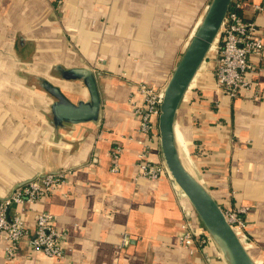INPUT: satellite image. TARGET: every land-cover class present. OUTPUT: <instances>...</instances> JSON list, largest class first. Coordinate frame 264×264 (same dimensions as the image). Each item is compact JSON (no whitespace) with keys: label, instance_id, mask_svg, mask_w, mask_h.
<instances>
[{"label":"crops","instance_id":"1","mask_svg":"<svg viewBox=\"0 0 264 264\" xmlns=\"http://www.w3.org/2000/svg\"><path fill=\"white\" fill-rule=\"evenodd\" d=\"M210 2L0 0V197L40 172L72 168L41 201L12 209L31 232L38 211L54 214L66 233L65 257L32 252L26 237L12 260L0 242V264H225L214 245L181 244L192 206L170 174L139 176L143 146L133 107L144 100L138 84L165 88ZM258 4L264 0H243L242 14L264 34ZM214 63H203L179 106V148L224 209L248 207L246 248L264 264V70L259 100L251 93L232 99L217 88ZM58 64L101 72L99 121L50 126L49 100L32 89L37 76L74 102L88 96L82 82L52 76ZM160 155L155 139L150 157Z\"/></svg>","mask_w":264,"mask_h":264},{"label":"built area","instance_id":"2","mask_svg":"<svg viewBox=\"0 0 264 264\" xmlns=\"http://www.w3.org/2000/svg\"><path fill=\"white\" fill-rule=\"evenodd\" d=\"M233 3L235 6L230 8L215 43V82L217 88L232 99L248 97L251 93L249 98L257 101L261 98L259 75L264 70V34L259 31L254 18L245 17L240 12L243 0H234ZM256 8L264 10V6L260 4ZM253 56L258 57L257 62L252 59ZM137 90L144 98L142 105L133 102L134 113L139 117L138 132L142 135L139 143L143 146L138 154L139 176L156 179L165 172L169 173L165 163L154 161L150 157L152 142L160 140L158 119L164 88L140 83ZM121 152V145L113 150V171L118 169ZM68 172L70 171L39 176L0 200V242L6 245L9 260L16 258L17 248L26 237L29 238L32 252L42 253L51 259L65 257L66 233L56 227L54 214L38 211L35 229L31 232L23 213L12 209L41 201L66 181ZM181 193L186 198L182 191ZM247 211L246 206L225 209L227 220L244 244L249 240L245 230ZM187 214L188 218L182 225L181 244L189 249L211 244V238L193 207Z\"/></svg>","mask_w":264,"mask_h":264},{"label":"water","instance_id":"3","mask_svg":"<svg viewBox=\"0 0 264 264\" xmlns=\"http://www.w3.org/2000/svg\"><path fill=\"white\" fill-rule=\"evenodd\" d=\"M233 1L211 0L207 6L205 14L198 23L164 88L161 113L158 119V132L162 157L170 176L180 186V190L199 216L225 264H257L227 220L225 209L188 167L180 151L176 133L179 106L218 38ZM54 73L52 76L64 81L82 82L87 89L88 96L86 99L74 102L60 86L48 78L37 76L35 83L32 84V89L46 95L49 100L47 107L50 126L53 129H59L67 124L99 121L102 96L98 78L101 76V72H95L87 66L66 68L58 64L54 67ZM93 161L97 162L98 160L93 157ZM68 170H72V168L40 172L33 178L17 184L11 193L17 187L39 176ZM2 199L4 197H0V200Z\"/></svg>","mask_w":264,"mask_h":264},{"label":"rangeland","instance_id":"4","mask_svg":"<svg viewBox=\"0 0 264 264\" xmlns=\"http://www.w3.org/2000/svg\"><path fill=\"white\" fill-rule=\"evenodd\" d=\"M201 20V19H200ZM200 20H199V22H200ZM198 22V23H199ZM190 41V40H189ZM185 50V48L183 49V51ZM183 51H182V53L180 54V56H179V59H180V57L182 56V54H183ZM215 60H216V58H215V53H211V54H209V56L207 57V59H206V61H208V63H210V61H211V63H214L215 62ZM179 61V60H178ZM177 61V62H178ZM177 62H176V64H177ZM176 64H175V66H176ZM215 64V63H214ZM174 70V69H173ZM173 72V71H172ZM172 74V73H171ZM171 76V75H170ZM170 78V77H169ZM169 78H168V80H169ZM168 80H167V82H168ZM167 82H166V84H167ZM166 86V85H165ZM160 161H157V162H162V163H165L164 162V159H163V157H162V152H161V148H160ZM184 156V160H185V162L187 163V165H188V167L191 169V166H192V163L191 162H189V157H187L185 154L183 155ZM191 163V164H190ZM166 165V164H165ZM167 174H169L168 172H166ZM174 183H175V181H174ZM176 184V183H175ZM247 242H250V239L247 241ZM209 245V244H208ZM211 245H214V243H213V241L211 240ZM246 245H249V243H246L245 244V246ZM215 246V245H214ZM220 258H221V256H220ZM223 260V259H222Z\"/></svg>","mask_w":264,"mask_h":264},{"label":"bare ground","instance_id":"5","mask_svg":"<svg viewBox=\"0 0 264 264\" xmlns=\"http://www.w3.org/2000/svg\"><path fill=\"white\" fill-rule=\"evenodd\" d=\"M216 41H217V39H216ZM216 41H215V43H216ZM215 43L212 45V47H211V49H210V51H209V53H208V56H209V54H211V53H215L216 51H215ZM206 61H204L203 63H205ZM203 65V64H202ZM201 65V66H202ZM201 68V67H200ZM177 141H178V139H177ZM178 145H179V143H178ZM178 185V184H177ZM179 186V185H178ZM179 188H180V186H179Z\"/></svg>","mask_w":264,"mask_h":264},{"label":"trees","instance_id":"6","mask_svg":"<svg viewBox=\"0 0 264 264\" xmlns=\"http://www.w3.org/2000/svg\"><path fill=\"white\" fill-rule=\"evenodd\" d=\"M234 6H235V4L234 3H232V5H231V9H233L234 8ZM240 12L242 13V10H240Z\"/></svg>","mask_w":264,"mask_h":264}]
</instances>
